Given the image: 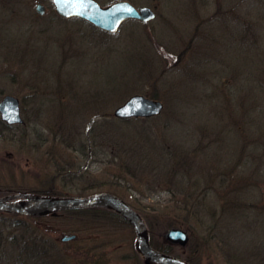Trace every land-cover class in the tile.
I'll list each match as a JSON object with an SVG mask.
<instances>
[{"label":"rangeland","instance_id":"rangeland-1","mask_svg":"<svg viewBox=\"0 0 264 264\" xmlns=\"http://www.w3.org/2000/svg\"><path fill=\"white\" fill-rule=\"evenodd\" d=\"M129 1L155 16L108 32L59 17L51 0H0V99L16 96L25 121L0 119V186L113 192L160 246L171 224L191 234L175 254L225 264L223 245L264 264V0ZM134 93L161 112L114 116ZM95 215L0 212V264L141 262L132 227Z\"/></svg>","mask_w":264,"mask_h":264},{"label":"water","instance_id":"water-1","mask_svg":"<svg viewBox=\"0 0 264 264\" xmlns=\"http://www.w3.org/2000/svg\"><path fill=\"white\" fill-rule=\"evenodd\" d=\"M52 2L58 14L80 16L107 31H115L121 21L126 18L148 21L155 15L150 6L136 7L128 0H116L104 6L95 0H52ZM36 10L41 13L43 6L37 4ZM162 108L163 103L159 99L134 93L114 108L113 115L119 118L155 116L161 112ZM0 119L10 125L23 123L19 100L16 96L5 94L0 99ZM93 206L110 208L129 221L135 231L136 248L148 261L160 264H191L180 257L153 247L149 242L148 228L142 216L115 193L101 191L91 195L77 196L12 192L0 196L1 212L31 216ZM164 236L168 241L179 244H185L188 240L186 232L177 227L169 228ZM72 237L73 234H68L61 240Z\"/></svg>","mask_w":264,"mask_h":264},{"label":"flooded vegetation","instance_id":"flooded-vegetation-1","mask_svg":"<svg viewBox=\"0 0 264 264\" xmlns=\"http://www.w3.org/2000/svg\"><path fill=\"white\" fill-rule=\"evenodd\" d=\"M43 5V4H42ZM54 8V7H53ZM44 9H45V7H44V5H43V12H44ZM59 16V15H58ZM59 17H61V16H59ZM73 210H75L76 212L77 211H80V210H86V211H92V213L93 214H96V215H98V216H94V220H96V222L97 221H100L98 224H101L102 222L101 221H103V219L104 218H102V217H108V214L110 215V216H116V217H118V219H120L121 221H123L124 223L126 222L128 225H130L131 227H132V229H133V231H134V228H133V226L131 225V223L129 222V221H127L124 217H122L120 214H118L117 212H115V211H113L112 209H109V208H107V207H102V206H93V207H85V208H77V209H73ZM110 218V217H109ZM113 224H114V222H113ZM109 225V224H108ZM91 228H92V232H97L98 230H100V232H105L104 231V229H102L101 227H99V226H93V225H91L90 226ZM71 234H73V237L72 238H70V239H67V240H61V238L63 237V236H65V235H63L61 238H60V240L61 241H63V242H65V241H74V240H77L78 238H79V236H78V234L77 233H71ZM94 234V233H93ZM148 234H149V242H150V244L153 246V247H155L154 245H153V243H152V239H151V232H150V228L148 227ZM68 235V234H67ZM134 235H135V231H134ZM89 240H91L92 241V239H93V237L91 236V234L89 235ZM135 237H136V235H135ZM177 246V245H176ZM134 252H135V255H137V257H139L140 259H141V262H139V263H136V264H160V263H157V262H155V261H148L147 259H145L140 253H139V251H138V249L136 248V238H135V241H134ZM161 251H164V250H162V249H160ZM164 252H166V251H164ZM167 253V252H166ZM168 253H171V254H174V255H176V256H178V257H180V258H182V259H184V260H186V261H188V262H190L189 261V259H187L184 255H178V254H175V253H173V252H168ZM128 257L130 258V257H132V255H128ZM92 262V258L91 257H88V256H86V261H84V262H86V263H84V264H89V263H91ZM68 264V263H67Z\"/></svg>","mask_w":264,"mask_h":264},{"label":"trees","instance_id":"trees-1","mask_svg":"<svg viewBox=\"0 0 264 264\" xmlns=\"http://www.w3.org/2000/svg\"><path fill=\"white\" fill-rule=\"evenodd\" d=\"M6 125V124H5ZM8 126V125H7ZM29 192H32V193H36V194H41V195H58V193L57 192H53L52 190H48V191H29ZM6 193H9L8 192V190H6V188H3L2 186H0V195H2V194H6ZM65 195H67V194H65ZM66 211H71V212H76L75 210H66ZM66 211H64V212H66ZM179 224H171L170 225V227H180V226H178ZM150 232H151V239H152V243H153V245L156 247V248H158V249H162V250H164V251H166V252H173L171 249H169L168 248V246H171V244H167L166 243V245L164 246V247H162V246H160L159 244H157L156 243V241L152 238V231L150 230ZM188 235H189V233H188ZM191 235V234H190ZM190 235H189V241H190ZM204 237V239H203V242H204V244L206 245V244H208L210 241H209V238H207V237H205V236H203ZM192 240V239H191ZM203 242H202V244H203ZM189 243V242H188ZM189 244H192V243H189ZM192 246V245H191ZM190 247V246H189ZM199 247H201L200 245H199ZM221 249H222V251H223V253H224V256H225V259H223V262H225V264H237L238 263V260L236 259V257H235V255H234V252L233 251H231V249H230V247H228V248H225L223 245H221ZM228 249H230V250H228ZM231 251V252H230ZM244 252V251H243ZM185 257L187 258V259H189V261L192 263V264H198L199 262H198V260H195V258L193 257V254H185ZM239 264V263H238Z\"/></svg>","mask_w":264,"mask_h":264}]
</instances>
